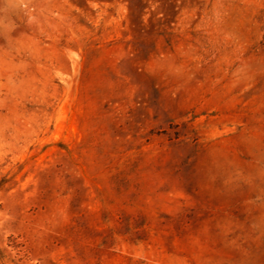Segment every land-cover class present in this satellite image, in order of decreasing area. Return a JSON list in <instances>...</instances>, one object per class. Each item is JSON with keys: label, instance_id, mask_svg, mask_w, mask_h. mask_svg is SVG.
I'll use <instances>...</instances> for the list:
<instances>
[{"label": "rangeland", "instance_id": "1", "mask_svg": "<svg viewBox=\"0 0 264 264\" xmlns=\"http://www.w3.org/2000/svg\"><path fill=\"white\" fill-rule=\"evenodd\" d=\"M0 264H264V0H0Z\"/></svg>", "mask_w": 264, "mask_h": 264}]
</instances>
